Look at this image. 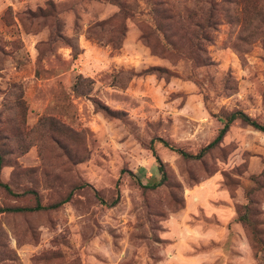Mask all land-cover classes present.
<instances>
[{
	"label": "rangeland",
	"instance_id": "1",
	"mask_svg": "<svg viewBox=\"0 0 264 264\" xmlns=\"http://www.w3.org/2000/svg\"><path fill=\"white\" fill-rule=\"evenodd\" d=\"M155 1L0 0V206L70 196L1 212L0 264H264V132L236 120L200 159L162 141L197 153L237 110L264 124V22ZM155 7L175 28L214 8L203 61Z\"/></svg>",
	"mask_w": 264,
	"mask_h": 264
},
{
	"label": "trees",
	"instance_id": "2",
	"mask_svg": "<svg viewBox=\"0 0 264 264\" xmlns=\"http://www.w3.org/2000/svg\"><path fill=\"white\" fill-rule=\"evenodd\" d=\"M202 1L204 3H209L210 5L213 4L211 7L218 4L217 0L216 1L215 0H202ZM222 1L233 3V4L240 6L238 8V14H239L238 19L240 21V24L247 25L254 21H258L260 23L264 22V0H222ZM155 3L156 5H161L160 0H156ZM153 12H154L155 30L157 32H160L171 46L180 47L179 42L185 38L187 42L191 45L190 53H192V55L190 57L194 58V60L197 59V61H200V60L203 61V57L199 53H201L202 51H205V49L203 48V41L209 40L210 38L208 29L211 27L213 28V25H214V16H215L214 8L208 10V12H204L202 8L190 10L186 14V18L184 17V20L187 19L188 24L182 25L180 28L179 26H176L175 28V26H172V25L164 26L163 23H161L158 17L164 16L166 17V20H169V22H171L172 20L175 21L174 18L176 17L175 16L173 18V16L171 14H168L164 8L155 7L153 9ZM258 30H259V27L256 28V31ZM173 37H175V39H173ZM151 46L153 50L157 49L156 46L154 45H151ZM85 81H87V79L84 78L83 75L78 76V80L75 85L78 91L84 88ZM236 120H242L243 122L252 126L253 128L264 132L263 123H261L260 121H258L257 119L249 115L248 113L242 110H237V111L231 112L225 117L224 125L219 130L217 136L210 143L202 147L200 151L197 153H191L182 148L172 145L166 140H162V139L160 140H162L166 146L170 147L172 150L177 151L185 158L200 159L222 142V140L224 139V137L230 130L232 123ZM157 158L161 162V159L158 156ZM3 162H4V158H3V155L0 153V186L3 187L5 190H7L9 193L16 195V193L13 191L11 186L7 182H4L1 179V170L3 167ZM159 168L161 172L163 173V176L166 177V171L164 169V165L162 162ZM133 176H135V174H133ZM141 185L144 188H155L158 184L157 183L149 184V183L141 182ZM26 193L34 194L35 199H36V202L34 205L32 206H7V207L0 206V213L6 212V211L7 212H27V211L30 212V211H39L43 209L57 208L61 206L64 202L68 201L70 198L69 196L67 197V199L63 201H59L57 203H53L50 205H44L41 199L39 198L38 193L35 190H27ZM118 201H119V196H117V198L111 204L115 205L118 203ZM239 211H238V220L244 223H248L249 218H248L247 213L240 214Z\"/></svg>",
	"mask_w": 264,
	"mask_h": 264
}]
</instances>
